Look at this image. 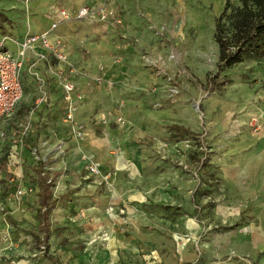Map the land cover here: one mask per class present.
I'll return each instance as SVG.
<instances>
[{
	"label": "rangeland",
	"instance_id": "rangeland-1",
	"mask_svg": "<svg viewBox=\"0 0 264 264\" xmlns=\"http://www.w3.org/2000/svg\"><path fill=\"white\" fill-rule=\"evenodd\" d=\"M227 3L240 0H0V38L13 53L61 9L119 13V25L80 20L57 36L77 73L75 118L91 107L84 139L72 137L77 149L91 131L128 159L104 175L101 157L83 153L100 175L69 172L78 158L63 146L64 65L29 51V92L0 124V264L264 262L250 249L264 224V61L218 70L216 19ZM14 176L32 185L25 200ZM35 187L45 188L46 206H32Z\"/></svg>",
	"mask_w": 264,
	"mask_h": 264
},
{
	"label": "built area",
	"instance_id": "built-area-1",
	"mask_svg": "<svg viewBox=\"0 0 264 264\" xmlns=\"http://www.w3.org/2000/svg\"><path fill=\"white\" fill-rule=\"evenodd\" d=\"M74 20L99 21L111 24L113 22L115 25L121 24V19L115 11L106 7H82L75 15H71L69 12L61 9L56 14V19L52 22L50 30L39 35L27 37L22 43L17 44L19 49L17 53H13L10 49L6 48L7 43L10 41L8 38L0 39V124L14 113L18 104L23 99L24 88L22 82V69L24 61L27 53L36 49L38 45L45 51L44 54L37 53L39 61H47L49 57H53L60 65H64L60 66L58 72L59 75H67L61 84L65 102L64 122L71 127L78 139L83 138V126L78 125L75 119V102L81 98L75 95V85L72 79L77 74L75 71L76 69L68 63L63 41L59 38H55L54 40L51 38L52 33L56 31L60 25ZM34 66H37V63H34L33 67ZM37 81L39 89H42L44 82L39 78ZM45 100V96L38 97L36 105H41ZM28 130V127H24L22 130L23 134H26ZM88 171L91 175H100V170L94 165L89 166ZM30 190L32 191V189ZM25 195V189L20 188L16 193V198L17 200H21Z\"/></svg>",
	"mask_w": 264,
	"mask_h": 264
},
{
	"label": "trees",
	"instance_id": "trees-1",
	"mask_svg": "<svg viewBox=\"0 0 264 264\" xmlns=\"http://www.w3.org/2000/svg\"><path fill=\"white\" fill-rule=\"evenodd\" d=\"M214 38L220 72L245 62L264 61V0H240L239 6L227 3L216 19ZM41 195L47 199L44 187Z\"/></svg>",
	"mask_w": 264,
	"mask_h": 264
},
{
	"label": "crops",
	"instance_id": "crops-1",
	"mask_svg": "<svg viewBox=\"0 0 264 264\" xmlns=\"http://www.w3.org/2000/svg\"><path fill=\"white\" fill-rule=\"evenodd\" d=\"M84 6H87V5H84ZM84 6H81V7H84ZM81 7H79L78 9L72 10V11H68L67 9H63V10L69 12L71 15H75L76 12ZM87 7H92V6H87ZM117 13H118V11H117ZM118 15H119V13H118ZM119 17H120V15H119ZM75 21H78V20H74V21H71V22H66V23H63L62 25H60L59 28L52 33V35H51L52 39L54 40L55 38H59L57 36L58 35L57 31H66V30H68V25L70 23H72V22H75ZM106 25L114 26L112 24H107V23H106ZM41 33L42 32H40V34ZM36 48H37V52H41V50H39V49H42V48H40V46L37 45ZM30 56H32V55H30ZM31 59H32V57L29 58V60H31ZM34 63H37V62H34ZM37 65H38V63H37ZM22 82H23L24 95H25V91L29 92V90H28L29 89V85L25 84L23 78H22ZM61 91H62L61 93L63 94V90L62 89H61ZM23 98H24V96H23ZM52 100H55V99H52ZM19 104H18V106H19ZM54 104H55V102L52 101V104L50 106H52ZM58 106L62 110V114H64V112H65V104H62V105L59 104ZM81 107H82V110L85 107V111L80 110L79 115H78V118H79L80 121H78L76 118L75 119H76V122H77L78 125L83 126L84 135H83L82 139H84V137H85V125L88 126V122H87V119H84V118L82 119L81 115L83 116V114L90 113L91 112V109H90L91 107L90 106L88 107V105H86V104L82 105ZM16 118H18V116ZM16 123L18 124V121ZM65 126L68 128V130H63V132H62L63 139H66V142L63 144V146L66 147V148L67 147H71V153H73V157L71 156L70 160L72 158H75V157L78 158V160L77 159H73L74 162L72 164H70L69 172H77V171L83 172L84 171L86 173L88 171L89 162H86V161L83 162V160L80 159V157H81V155L83 153L84 154L86 153V154H89V155L93 154V155H95L98 158L101 157V160H102L101 162H103V164H102V168H100V169H101V172L104 175H107V173L111 172V170L113 168L118 167L119 165L124 166L128 162L127 155L123 156L122 158H118V159L112 157L110 155V153H109L110 147H112L111 143L109 144V142L106 141L104 139V137H102V136L101 137H94L95 135H93V132H91V131H88L89 133H88L87 138L85 139V141H83L81 144H79L80 148L77 149L78 148V143L75 141V139H72L73 136L75 138H77V137L75 136V134H74V132H73V130L71 129L70 126H68L67 124H65ZM111 132L109 133L110 137H111ZM67 139H69L68 144H67ZM107 155L112 160L111 159L109 160V158H107ZM260 177H261V169L257 168L256 173H255V178L258 181H260L261 180ZM61 178H62L61 181H60L61 187H60L59 193L63 192V190L66 189V185L64 183L65 182V176H61ZM10 183H11L12 186H13V184H15L17 186V188L15 187L16 191H17V189H20L22 187V184H21L22 182L20 181L19 176H14L10 180ZM23 184H24L23 188H25L26 186L27 187L32 186L28 179L27 180L25 179ZM15 188H13V189L15 190ZM34 189L36 190L34 195H37V196H32V197H35L33 199L34 201L32 200V206L34 208H36L37 204H43L44 205V203L47 202V199H43L42 195H40L42 190L40 191L38 187H35ZM16 191H15V193H16ZM259 191H260V185L257 182H255V185L253 186V189L250 191V194L252 195V197L258 196ZM244 194H248V192L246 191L245 188H244ZM39 195L41 196V200H39V197H38ZM25 199H26V197L23 196V198L21 200H25ZM46 205H44V206H46ZM14 209L16 210L17 207H15ZM90 210H93V209H90ZM90 210H89V212H92ZM30 211H33V209H30ZM15 212H17V210ZM16 214H17L16 218H18V216H19L18 214L19 213H16ZM91 216L94 217L95 216L94 213ZM257 220H261L262 222H264V214L261 215ZM261 226L262 227L260 229H258L259 231H256L257 234L256 233L255 234H250V235H253V236L250 237V244H251V248L250 249H251L252 252H255V253H263L264 252V224L261 223ZM261 264H264V262H261Z\"/></svg>",
	"mask_w": 264,
	"mask_h": 264
}]
</instances>
